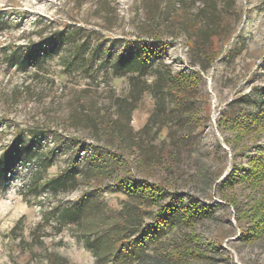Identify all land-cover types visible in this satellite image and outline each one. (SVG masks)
<instances>
[{"label": "rangeland", "instance_id": "1", "mask_svg": "<svg viewBox=\"0 0 264 264\" xmlns=\"http://www.w3.org/2000/svg\"><path fill=\"white\" fill-rule=\"evenodd\" d=\"M183 17L201 24L195 34L206 31L200 46H192L184 34L174 38L169 32ZM60 33L67 39L63 48L60 41L54 46ZM155 34L163 41L164 63L194 80L177 110L170 98L164 107L151 92L143 94L128 125L143 138L140 150L157 160L145 163L141 153L115 146L129 161L121 174L162 184L167 189L160 194L164 204L201 211L200 220L163 238L170 253L174 245L180 247L173 264H264V238L247 242L240 231L246 221L240 228L232 206L258 202L264 189L224 187L234 164L233 147L225 140L233 139L235 131L222 124L225 115L238 116L240 110H256L264 103V0H0V156L16 138L28 140L34 128L53 133L35 138L38 160L22 165L18 176L0 186V264H96L77 226L57 219V212L88 187L54 195L34 188L31 179L44 169L50 153L55 156L49 170L54 176L75 160L84 164L82 145L101 146L90 129L69 122L80 106L76 101L93 107L110 124L116 120L119 100L133 101L129 76L106 79L103 63L139 37L155 44ZM73 45L83 47L70 65ZM31 51L39 53L37 64L24 69L16 59ZM90 55L93 61L84 67L82 59ZM245 99L253 102L251 108ZM246 139L248 148L236 150L237 165H245L264 145L263 133ZM103 197L115 211L126 198L111 191ZM157 210L147 222H154Z\"/></svg>", "mask_w": 264, "mask_h": 264}, {"label": "trees", "instance_id": "2", "mask_svg": "<svg viewBox=\"0 0 264 264\" xmlns=\"http://www.w3.org/2000/svg\"><path fill=\"white\" fill-rule=\"evenodd\" d=\"M208 5L210 6V4H204V7ZM159 12L162 13L161 10ZM167 13L169 10L166 6L162 14L166 16ZM183 18L182 23L172 25V31L169 32L174 34V38L184 34L192 41L190 42L192 46L199 44L206 31H201L200 36L195 34V30L201 24L197 23L196 19ZM167 28L170 27L167 26ZM155 35L152 37L156 39L155 44L143 41V37H139L132 41V47L127 45L120 54L103 63L106 66L104 67L106 79L110 76L119 78L129 76L130 94L133 101L130 102L124 98L119 100L122 103H119V114L116 120L110 124L104 121V118L96 116L93 113V107L83 105L81 100L76 101L80 106L75 107L69 122L75 127L90 129L91 138L98 144L101 142V146L82 145L79 152L85 155L84 164L80 165L75 160L54 176L50 175L49 170L53 166L52 158L55 156L50 153L43 161L44 169L37 170L31 179L34 188L41 187L54 195L75 190L82 185L88 187L80 198L60 212H56L61 224L77 226L80 237L96 258V264H173L172 261L180 257V247L174 245L170 253L167 241H163V238L171 230L180 226H190L202 218L201 211L196 207L161 202L160 194L167 190L162 184H152L146 179H137L132 175L122 176L121 170L129 161L120 153V149L114 150L115 146L116 148L128 147L135 153H141L142 162L152 161L153 157L147 151L140 150L143 138L141 139L140 136L137 138L128 125L131 121V113L137 108V102L143 94L148 92L156 96L162 106L165 107V100L170 98L175 102L173 110H177V107L180 109L182 99L187 97L186 93L191 89L190 83L194 79L180 72L174 73L168 64L164 63L163 49L159 47L163 41L161 35ZM65 40L67 39L63 33L58 34V38L53 40L54 46L60 41L62 43L60 47L63 48ZM49 43L52 42L49 41ZM70 43L76 44L74 40H70ZM73 46H75V49L73 48L74 58L68 61L70 65L73 64L72 60H78L77 56L83 47ZM34 52L31 51L25 57H17L16 62L24 69L36 66L38 60L36 54L39 53ZM91 59L92 55L83 57V66H89L84 63H92ZM203 64L205 71L207 65ZM148 76H153L154 80L149 82ZM244 103L249 108L253 105L250 99H245ZM124 118L127 119V124H124ZM222 122L235 131L233 139L225 140L229 147H233L232 161L234 164L232 172L224 181V187L232 188L235 184H243L261 193L264 189V145L249 155V160L245 165L241 162L237 165L235 162L239 156L237 148H240V151L248 148L245 143L246 138L264 134L263 101L261 100L256 110L242 109L238 116L225 115L222 117ZM37 129L30 131L28 140L23 137H20V140L16 138L0 156V186L3 188L9 184L12 177L18 176L22 165L32 163L34 159L38 160L40 155L37 151H33L37 144L35 138L42 139V137L46 138L49 133L53 134L52 130L49 132L44 127ZM123 144L125 147L122 146ZM156 160L153 158V161ZM241 170L245 171V174H239ZM105 191L120 192L126 197L120 211H115L107 205L103 197ZM262 195L263 197L258 202L248 207L237 202L232 203L237 213L239 227L241 228L242 222L246 221V225L240 231L249 243L264 238V194ZM155 208L158 210L154 213V222H147V218ZM156 244L160 248L154 251L153 247Z\"/></svg>", "mask_w": 264, "mask_h": 264}]
</instances>
